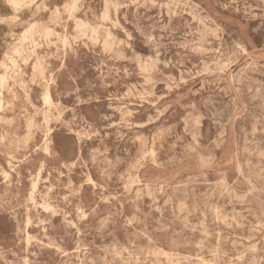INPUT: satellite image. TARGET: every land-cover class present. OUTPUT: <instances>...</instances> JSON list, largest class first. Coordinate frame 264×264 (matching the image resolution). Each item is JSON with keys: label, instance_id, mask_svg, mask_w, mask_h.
I'll use <instances>...</instances> for the list:
<instances>
[{"label": "rangeland", "instance_id": "rangeland-1", "mask_svg": "<svg viewBox=\"0 0 264 264\" xmlns=\"http://www.w3.org/2000/svg\"><path fill=\"white\" fill-rule=\"evenodd\" d=\"M19 2L0 264H264V0Z\"/></svg>", "mask_w": 264, "mask_h": 264}, {"label": "bare ground", "instance_id": "bare-ground-1", "mask_svg": "<svg viewBox=\"0 0 264 264\" xmlns=\"http://www.w3.org/2000/svg\"><path fill=\"white\" fill-rule=\"evenodd\" d=\"M199 2V1H198ZM10 3H11V5H13V7L14 6H18L19 4H20V2H19V0H10ZM200 3H202V2H200ZM204 5V4H203ZM175 8H176V6H175ZM204 8V7H203ZM202 8V9H203ZM203 10H205V8L203 9ZM207 10V9H206ZM208 12V11H207ZM16 13V12H15ZM13 15V14H12ZM201 16V15H200ZM208 16H211V15H208ZM1 17V16H0ZM5 17V16H4ZM212 17V16H211ZM210 17V18H211ZM202 18V17H201ZM9 20V19H8ZM222 21V20H221ZM6 22V21H5ZM208 22V21H207ZM23 23V22H22ZM9 25V24H8ZM237 34H239V33H237ZM264 58V57H263ZM263 61V60H262ZM257 62V61H256ZM20 66V65H19ZM18 66V67H19ZM5 68H7V67H5ZM5 79V76L2 74V75H0V83H2L3 82V80ZM49 87V86H48ZM226 87H228V85L226 86ZM230 89V88H229ZM48 91V90H47ZM230 91V90H229ZM33 93V92H32ZM49 94V93H48ZM48 94H46V97H45V99L46 100H48ZM78 95V94H77ZM234 98V97H233ZM79 107V106H78ZM81 109V108H80ZM79 110V109H78ZM82 112V111H81ZM83 115V114H82ZM83 118H84V116H82ZM215 156V155H214ZM63 159V158H62ZM61 161H63V160H61ZM65 161V160H64ZM142 183V182H141ZM29 190V189H28ZM216 190V189H215ZM1 220H2V217H1ZM1 224V223H0ZM2 224H4V222L2 223ZM42 227V226H41ZM5 228V227H4ZM2 230V229H1ZM0 230V231H1ZM2 233V232H1ZM0 233V234H1ZM26 234V233H25ZM40 234V233H39ZM63 244V243H62ZM197 247V246H196ZM1 248V247H0ZM190 256V255H189Z\"/></svg>", "mask_w": 264, "mask_h": 264}]
</instances>
